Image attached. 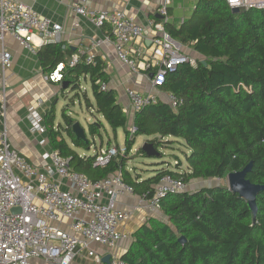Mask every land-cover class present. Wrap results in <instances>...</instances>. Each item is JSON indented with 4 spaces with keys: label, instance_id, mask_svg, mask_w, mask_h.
<instances>
[{
    "label": "trees",
    "instance_id": "1",
    "mask_svg": "<svg viewBox=\"0 0 264 264\" xmlns=\"http://www.w3.org/2000/svg\"><path fill=\"white\" fill-rule=\"evenodd\" d=\"M172 38L191 46L201 58L196 63L183 62L167 71L160 89L173 95L177 105L163 100L149 103L134 116V128L128 129V115L109 84L104 66L87 64L84 56L66 67L64 91L84 93L88 108H95L113 131L123 128L126 153L95 166V136L105 130L104 121L89 123L86 139L77 138L75 121L65 111L64 125L56 123L55 110L46 114L52 147L70 159L74 170L101 179L121 172L135 193L151 197L165 174L195 179H225L252 162L248 178L264 185V8L234 12L226 0H199L192 15L180 26L167 22ZM70 47L45 44L38 51L49 70L71 54ZM205 60V65L202 61ZM91 81L95 103L82 90V79ZM86 79V81H87ZM140 135L152 136L147 142L164 156L159 147L178 149L184 146L187 167L176 153L171 160L152 162L154 174L144 178L135 170L132 175L128 157ZM103 143L101 140L100 145ZM111 146V140L108 141ZM108 146V147H109ZM94 154L76 148L91 149ZM138 153L148 157L142 147ZM256 219L248 201L228 186H205L194 191L167 195L161 202L166 219L150 218L133 234L132 243L121 256L125 264H264V191L258 195ZM184 237L185 242L180 238Z\"/></svg>",
    "mask_w": 264,
    "mask_h": 264
},
{
    "label": "built area",
    "instance_id": "2",
    "mask_svg": "<svg viewBox=\"0 0 264 264\" xmlns=\"http://www.w3.org/2000/svg\"><path fill=\"white\" fill-rule=\"evenodd\" d=\"M157 1L163 21H152L151 25L162 32V36L154 40L162 53V60L144 67L154 69L151 83L155 88L164 83L167 71L175 70L183 62L196 63L195 59L181 52L182 44L165 29L172 0ZM226 2L231 9L264 8V0ZM70 9L96 27H107L118 59L134 71L140 69L141 63L132 57L130 47L144 37L145 29L134 16L117 8H92L85 0L72 2ZM64 30L61 23L40 15L20 0H0L2 43L6 35L11 34L25 48L34 50L37 46L61 43ZM101 43L99 40L95 46ZM79 59V55H74L68 63H59L49 79L62 84L65 68L76 65ZM0 60L5 68L12 66V56L5 48L0 51ZM84 60L87 64H98L92 52ZM101 88L106 90L108 86L101 83ZM127 95L135 113L159 100L155 95L146 96L135 89H128ZM168 102L176 106L178 100L170 94ZM28 119L32 133L48 131L45 115L36 108L30 109ZM131 131L134 132L135 128L132 127ZM124 153L126 147L120 145L101 147L96 152L94 165L105 166ZM41 160V165L32 164L11 146L6 127L0 130V264H33L35 260H42L45 264H72L85 253L95 264H104L105 255L99 253L95 245L115 248L120 241L129 239V233L121 226L141 206L146 207L150 216L157 217L167 195L188 190V183L182 177L165 174L151 197L140 195L137 206L124 210L118 206V199L133 196L135 191L121 172L93 180L74 170L70 159L55 149L46 151ZM16 208L20 211H14ZM110 264L125 263L121 258L113 257Z\"/></svg>",
    "mask_w": 264,
    "mask_h": 264
},
{
    "label": "crops",
    "instance_id": "3",
    "mask_svg": "<svg viewBox=\"0 0 264 264\" xmlns=\"http://www.w3.org/2000/svg\"><path fill=\"white\" fill-rule=\"evenodd\" d=\"M20 1L32 6L40 15L52 18L55 22L64 26L65 30L61 43L72 50L71 54L66 57V61L69 62L74 55L85 57L91 52L96 55L98 62L102 63L104 70L109 76L108 88L116 91L117 100L122 104L128 115V129L134 126L135 116V111L127 95L128 89H135L146 96L155 95L159 100L168 102L170 93L161 90L160 87H153L151 83L150 75L154 69L144 68L149 63L156 65L162 60V53L154 43L155 39L162 36V32L151 25L152 21L158 23L163 21V17L158 12L160 3L157 0H85L86 4L92 8L125 10L143 25L145 29L144 37L131 44L130 47L132 57L141 63L140 69L137 71L132 70L118 59L113 39L107 27H96L88 19L75 14L70 9L72 2H80L81 0H65L63 2L56 0ZM198 2L199 0H172V4L169 7L168 22L177 27L180 26L182 21L184 22L185 19L192 15ZM99 40L102 43L95 46V43ZM42 46H37L34 50L25 48L11 34L6 35L4 43L0 41V51L5 48L12 56V66L9 68H5L0 60V130L6 127L11 146L19 150L35 165H41L42 161L37 148L40 145L43 147L48 145L50 150H52L53 147L48 131L43 134L31 132L28 119L30 109L36 108L43 113L46 123V114L51 109L55 110L59 92L65 93V88L62 84L54 83L49 79V75L53 73L55 68L49 70V67L40 60L38 51ZM182 46L185 45L182 44ZM84 79L86 80L87 78ZM89 98L94 104V97ZM90 110L94 113V119L91 122L101 119L104 121L105 131L108 132V128L112 129L102 115L96 112L95 108ZM119 129L123 128H118L116 132L114 131L116 138ZM147 137L152 139L155 135ZM101 147H105L104 143L99 145V148ZM184 167H187V161L183 163ZM153 174L151 172L146 176L143 175V177L147 178ZM139 202L140 195L135 193L133 196L125 195L120 197L118 206L121 209L128 210L133 209ZM148 216L150 215L143 205L135 211L130 219L122 224L121 228L132 237V234L146 221ZM131 237L120 241L113 249L100 245H95V249L105 256L111 255V259L113 257L121 258L132 243ZM110 263L104 262V264ZM33 264L45 263L42 260H35ZM72 264L95 263L93 258L88 257L85 253L75 259Z\"/></svg>",
    "mask_w": 264,
    "mask_h": 264
},
{
    "label": "rangeland",
    "instance_id": "4",
    "mask_svg": "<svg viewBox=\"0 0 264 264\" xmlns=\"http://www.w3.org/2000/svg\"><path fill=\"white\" fill-rule=\"evenodd\" d=\"M181 52L186 54L191 59H197L201 58V56L196 53L191 46L185 45L182 46ZM82 90H86L88 92L89 97L93 96L92 89H91V81L82 79ZM66 112L69 116L72 117V119L75 122L80 123L87 131L88 136L92 138V136L89 134V123L94 119V113L88 108V101L86 99V96L84 93H80L78 95V91H70L67 90L65 93L59 92L58 94V100L55 103V113L57 116V123L61 122V124H65L63 122V112ZM102 136L100 134H97L95 136V142L96 145L99 146L101 143V140L104 143L105 147H108V141H110L111 138V144L113 145H120L122 147L125 146V132L123 129H119L117 132V138L115 137V132L108 128V132L105 130H101ZM147 139L149 137L145 135H140L137 137L136 142L131 150L130 157H128V167L132 175L135 174V170L139 173H142L144 176L147 174H150L151 172L154 173L153 170H150L154 168L155 165H152V162H159L161 160H171V163L173 166H175V159L172 156H168L170 152L176 153L180 160L183 163H186V156L184 153V146H179V150L176 149L172 151L171 149H167L164 147H159V150L161 151L164 156H158V157H144L138 153L139 147H142ZM151 139V138H150ZM80 153H88V154H94L95 147H92L91 149H85V148H76ZM38 152L40 153V156H42L46 151H50L49 146H41L37 148ZM216 185H223V186H229L228 179H220V178H213V179H195L188 183V190L194 191L199 188L205 187V186H216ZM156 217V216H148L146 221L143 223H146L150 218ZM157 218L161 220H165L166 217L161 211V213L157 216ZM131 237V235H130ZM129 237V238H130ZM132 238V237H131Z\"/></svg>",
    "mask_w": 264,
    "mask_h": 264
},
{
    "label": "water",
    "instance_id": "5",
    "mask_svg": "<svg viewBox=\"0 0 264 264\" xmlns=\"http://www.w3.org/2000/svg\"><path fill=\"white\" fill-rule=\"evenodd\" d=\"M234 12L240 11L239 8H233ZM205 65L207 62L205 60L202 61ZM154 74L152 73L150 75L151 78H153ZM64 88H67V85L64 84ZM74 133L76 134L77 138H83L86 139L85 131L83 127L80 125V123L76 122L73 125ZM143 150L146 152L148 157H158L160 156V152L155 149L153 144L146 142L142 146ZM252 169V162H250L247 166H245L243 169L235 172H231L228 176V183H229V190L233 193L239 194L240 197L248 201V205L254 215V218L256 219V216L258 214V204L257 199L258 195L264 191V185L263 184H256L253 183L249 178L248 174L251 172ZM14 211H20L18 208L14 209ZM181 242H185L186 239L184 237L180 238ZM103 261L106 263L111 262V255H107L103 258Z\"/></svg>",
    "mask_w": 264,
    "mask_h": 264
}]
</instances>
